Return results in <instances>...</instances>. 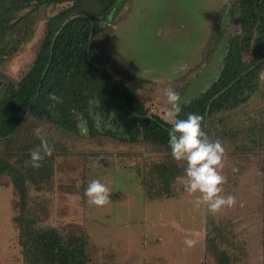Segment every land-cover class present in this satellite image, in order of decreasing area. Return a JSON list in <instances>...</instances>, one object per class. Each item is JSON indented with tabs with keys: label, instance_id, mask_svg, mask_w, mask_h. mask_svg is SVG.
I'll use <instances>...</instances> for the list:
<instances>
[{
	"label": "rangeland",
	"instance_id": "rangeland-1",
	"mask_svg": "<svg viewBox=\"0 0 264 264\" xmlns=\"http://www.w3.org/2000/svg\"><path fill=\"white\" fill-rule=\"evenodd\" d=\"M67 4L40 12L32 37L0 67L4 81L21 78L32 63L46 18ZM232 8V0H130L110 23L111 32L105 34L106 50L112 56L110 71L125 82L128 80L118 74L123 69L147 79V84L136 83L138 95L148 105L149 113H159L169 121L165 89H179L183 105L219 73L227 38L240 31ZM216 27L222 29V37L210 51L208 41ZM207 54L209 61L192 75L199 58ZM189 74L192 77L182 91ZM260 110L256 115L264 120V110ZM37 127L53 152L43 159L42 167L49 170L45 179L26 181L23 212L39 227L53 226L64 236L84 235L92 264H218L213 253L205 250L206 236L214 235L228 255L225 264H264L262 145L242 158L225 149L220 170L225 180L220 195H233L235 203L212 213L207 205H197L199 193L189 194L184 188L174 196L149 199L136 168L148 166L161 154L104 133L90 136L87 130L81 131L86 129L84 121L77 132H69L47 121L29 120L24 138L16 140L18 155L13 161L39 147L40 140L33 131ZM93 179L110 189L109 202L100 207L91 205L84 195ZM16 192L9 178L0 179V264H25L17 239L15 217L21 206ZM185 238L194 244L188 247Z\"/></svg>",
	"mask_w": 264,
	"mask_h": 264
},
{
	"label": "trees",
	"instance_id": "trees-1",
	"mask_svg": "<svg viewBox=\"0 0 264 264\" xmlns=\"http://www.w3.org/2000/svg\"><path fill=\"white\" fill-rule=\"evenodd\" d=\"M65 2L66 6L46 18L32 63L21 78L4 81L0 73V179L9 178L17 190L21 211L15 222L25 264H92L84 235L64 236L53 226L39 227L23 212L26 181L45 179L49 172L42 167L43 161L38 169L32 168L28 154L13 161L18 155L16 140L24 138L23 130L31 119L69 132H77L84 121L90 136L104 133L125 144L148 146L161 157L136 168L146 196H174L183 189L177 177L183 175L184 162L174 160L168 146L171 122L159 113H149L136 90V83L147 84V79L127 69L119 71L129 85L109 65L112 56L106 50L105 34L111 32L110 23L130 0H0V67L32 37L40 12ZM232 7L240 31L229 34L217 76L196 97L180 105L178 117L200 114L208 138L219 139L224 149L242 158L254 154L259 145L264 147V120L256 115L264 108V0H232ZM221 37L222 29L216 27L209 37L210 51ZM209 58L208 54L200 57L191 74ZM191 77L189 74L181 85L182 91ZM49 93L62 102L49 100ZM214 230L220 234L219 229ZM205 250L213 253L218 264L228 262L215 235L206 236Z\"/></svg>",
	"mask_w": 264,
	"mask_h": 264
},
{
	"label": "clouds",
	"instance_id": "clouds-1",
	"mask_svg": "<svg viewBox=\"0 0 264 264\" xmlns=\"http://www.w3.org/2000/svg\"><path fill=\"white\" fill-rule=\"evenodd\" d=\"M164 96L169 106L166 118L171 122L168 130V146L172 158L184 162L183 175L177 180L189 194L199 193L196 203L205 204L210 212L216 213L223 207H231L235 203L233 195L222 196V184L225 177L220 170L223 168L225 149L219 139L210 140L202 130V116L189 113L186 119H181L178 114L181 111L179 92L168 88L164 90ZM48 99L54 103L62 102V98L54 93H49ZM54 106V104L52 105ZM34 134L39 138V147L29 152V165L38 169L46 156L53 152V146L49 144L37 127ZM86 132L85 128L81 129ZM236 169L234 168L233 171ZM84 195L91 205L100 207L109 202L110 189L100 180L93 179L85 189ZM185 245L191 247L194 241L185 238Z\"/></svg>",
	"mask_w": 264,
	"mask_h": 264
},
{
	"label": "water",
	"instance_id": "water-1",
	"mask_svg": "<svg viewBox=\"0 0 264 264\" xmlns=\"http://www.w3.org/2000/svg\"><path fill=\"white\" fill-rule=\"evenodd\" d=\"M91 35H92V29H91V31H90V33H89V41H88V45H89L90 40H91ZM88 49H89V48H88ZM88 49H87V50H88ZM38 91H39V88L37 89V92H36L35 98L37 97ZM206 115H207V111H206Z\"/></svg>",
	"mask_w": 264,
	"mask_h": 264
}]
</instances>
